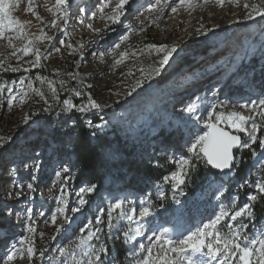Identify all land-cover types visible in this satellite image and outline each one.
<instances>
[{
  "label": "rangeland",
  "instance_id": "rangeland-1",
  "mask_svg": "<svg viewBox=\"0 0 264 264\" xmlns=\"http://www.w3.org/2000/svg\"><path fill=\"white\" fill-rule=\"evenodd\" d=\"M178 2L161 0L157 9L150 12L156 0H129L121 21L111 24L106 18L101 19L99 8L104 0H68L67 18L61 15L56 21L58 27H52L50 22L55 16L49 8L55 0H34L32 12L27 10L28 0H12L15 5L11 9L13 15L28 22L25 27L29 33L34 36L46 33L53 39L34 41L42 53L40 64L48 68L49 75L43 77L44 80L38 78L37 85L26 78L21 82V78L10 83L0 96V124L4 130L1 136L4 143L0 146V261H6L14 247H20L18 240L22 236H30L37 249L36 256L23 260L18 257L16 261H7V264H62L64 258L60 257L59 249L72 243L77 236L86 235L91 226L102 229L98 234L100 239H93L90 243L97 250L101 246L107 247L108 252L102 256L106 264L120 262L111 248L114 246L125 250L120 264H136L145 255L139 245L147 248L155 243L153 232L159 234L166 228L173 238L187 235L190 230L210 222L220 207L232 211L243 206L249 196L256 193L254 183L264 178V146H261L264 117L260 116L255 118V122L261 125L257 132L258 140L250 148L237 150V164L232 171L221 173L215 170V174L201 156L195 163L206 168L203 170V177H206L202 181L194 180L193 172L198 167L189 172L185 183L179 187L164 179L176 171L181 157L191 155L188 148L194 136L208 131L204 121L209 118L213 105L218 111L238 110L248 114L249 109L243 105L264 99V21L257 17L252 20L244 18L245 0H226L223 6L218 0H208V3L199 0L193 9L181 7L173 13L171 8ZM248 2L257 3L259 0ZM115 3L116 0H112L105 12L111 13ZM36 13L43 20L37 19ZM125 35H129V39L116 51L128 50L130 55L123 63L116 64L119 57L113 53V48ZM14 43L20 47L25 41ZM173 43L178 45V54L159 75L133 89L136 80L142 78L140 69L147 72L162 55L154 49L149 50L146 45ZM207 45L210 48L201 53L199 49ZM56 48L60 51L57 52ZM12 51L6 39L0 40V55L8 53L6 62L10 68L25 69L35 61L34 53L24 56L17 52L12 55ZM185 56L190 61L187 64ZM251 63L255 72L241 71L244 65ZM67 70L82 74L78 82L88 84L93 99L102 105L101 109L90 108L101 119L97 126L99 132L112 127L120 129L133 148L130 161L146 164L151 158H156L155 167L166 172L162 181H148L147 176L137 177L128 171L126 183L133 184L125 185L129 186L127 188H111V176L106 175L103 188L81 192L88 187L80 186L72 177L65 175L67 172H63L64 167L70 168L73 153L59 159L43 141L32 142L36 139V132H28L39 130V134L46 136L50 129L43 119L54 117L67 107L58 88L63 80L65 87L70 86L72 77ZM228 79L230 87L219 92L218 88ZM48 81L56 88L55 102ZM34 89L44 95H38ZM206 91L207 95L201 96ZM24 93L27 96L21 102ZM10 97L16 99L12 101ZM196 97L200 98L198 102ZM189 99L201 104L188 122L175 111L178 103L186 107ZM28 110L33 115L24 125ZM35 113L42 117L34 116ZM221 126L230 129L226 125ZM248 127L251 128V123ZM233 132L246 140L244 133ZM249 156L251 158L246 160L245 157ZM37 165L39 171L35 170ZM243 171L244 179L237 175ZM58 172L60 176H57ZM28 183H33L34 191L27 188ZM61 189L67 199V221L56 212L57 207L64 206L60 198ZM80 199L86 203L80 205ZM118 199L125 201L126 212L130 213L135 208L136 214L129 221L113 212V226L109 230L107 209ZM147 204L152 206L153 215L139 221L138 213ZM28 208L32 209L31 219L25 214ZM76 208L80 211H75ZM101 209L105 210L103 215H100ZM257 213L255 210L252 220L242 217L235 222L248 225L241 231L249 239L258 238L264 232V214L257 220ZM54 214L58 217L55 224L52 223ZM98 216L101 219L99 225L96 224ZM29 223L35 229L31 234L27 232ZM228 223L225 221L219 226L222 233L230 231ZM138 224L142 227L140 234L135 240L125 242L123 232L135 230ZM40 251L44 252L43 257L39 255ZM75 253L79 260L81 248H76ZM88 258L83 257L82 264H87ZM68 259L71 261V257ZM222 259L218 257L212 264H220ZM230 264H240V261L234 259Z\"/></svg>",
  "mask_w": 264,
  "mask_h": 264
},
{
  "label": "snow or ice",
  "instance_id": "snow-or-ice-1",
  "mask_svg": "<svg viewBox=\"0 0 264 264\" xmlns=\"http://www.w3.org/2000/svg\"><path fill=\"white\" fill-rule=\"evenodd\" d=\"M129 0H116L111 13H106L105 9L112 4V0H104L101 4L99 12L102 14L101 19H107L111 24H116L121 21V17L125 15V5ZM161 0H156V3L152 5L149 11L157 9ZM199 0H179V2L171 8L173 13H176L181 7H187L189 10L193 9ZM204 3H208V0H204ZM218 3L223 6L226 0H218ZM15 5L12 0H0V40H7L8 47L13 49L12 55H16L17 52H22L24 56L34 53L35 61L32 64L33 67L38 65L41 61L42 53L38 47H35L34 41L40 39L52 40V36H48L43 33L41 36H34L27 31L25 25L26 21H21L12 13V8ZM34 0H28L29 12L33 11ZM243 7L246 9L245 19L252 20L256 17L264 18V0H259L257 3H249L245 0ZM50 11L54 12L55 19L51 21L52 27H58L57 20L60 16L67 18L68 16V0H55V4L49 8ZM37 19L43 20V17L36 13ZM107 26V25H106ZM91 27V25H89ZM96 32H100V29H94ZM131 32L132 29L130 28ZM129 39V35H125L121 38V42L117 43L113 48V53L119 58L116 59V64H121L124 59L130 55L128 50L117 52V49L121 48V44ZM25 41L20 47H17L14 41ZM59 43L63 44L64 41ZM149 50H155L160 58L155 62V66H149V70L145 72L143 68L140 69L142 78L137 79L133 89L140 87L147 80L151 79L154 75H159L165 66L173 59L174 55L178 54V45L173 43L168 44H149L146 45ZM59 52L60 49L56 48ZM4 61L0 60V68L3 67ZM18 67H11V71H18ZM27 71V69H26ZM131 74V73H129ZM73 80L77 78L76 73H70ZM44 80L43 77H38ZM23 82V78L22 81ZM51 91L53 93V101L56 100V88L51 81H48ZM64 82L62 81L61 84ZM6 90V85L0 84V96ZM38 95L43 96V92L34 89ZM75 95L80 96L82 93L77 91ZM27 93L21 96V102ZM14 101L15 97H10ZM199 97H196V101H199ZM63 104L66 105L67 111L76 109L79 112H87L92 109H101L102 105L95 99H92L91 95L88 96V103L85 105H76L71 100H64ZM220 107H223L221 104ZM244 108L249 109V113L245 114L243 111L232 110V111H218L216 106H212V111L209 113V118L204 121L207 125L208 131H205L202 135H195L194 139L190 141V147L188 152L190 156H183L177 161V169L172 172L170 176L165 177L166 181L173 182L174 187H179L185 183L186 177L189 172L196 167L195 161L201 156L205 159V163L215 167L216 169L224 170L231 169L236 161L234 155V149L250 148L253 143L258 140L257 132L261 130V125L255 122L257 116L264 117V99L253 100L250 103L243 105ZM199 108L198 103L192 102L187 105L188 113H195ZM197 120L201 119L196 117ZM28 117H25L27 122ZM251 123V128L248 127ZM226 125L232 129H235L238 133H244L247 139H243L241 135L233 134L227 131ZM251 142V143H250ZM4 138L0 137V146H3ZM261 146H264V140H261ZM36 171H39V165L36 166ZM67 167L63 168V172H68ZM60 176V173H57ZM35 180V177H32ZM27 188L34 191L33 183H28ZM256 193L249 196L248 202L243 206L238 207L232 211H229L225 207H220L218 213L214 216L210 222L203 224L202 226L196 227L194 230H190L187 235H180L177 238H173L168 229H163L157 234L153 232L155 243L145 248L143 244L139 245V248L145 253L141 259L136 261V264H212L213 260L218 257H223L220 264H230L234 259H238L240 264H264V232L258 238L249 239V237L242 232V229L248 227L244 223H235L239 218L247 217L252 220L255 215V202L258 199L264 198V178H261L254 183ZM61 201L64 206L57 207L56 212L63 215L65 221L68 220L67 215V199L64 194V190L61 189ZM93 192L94 186L88 187L87 189H81V192ZM161 195H163L161 193ZM223 195V193H221ZM86 201L83 199L79 200V204L83 205ZM125 201L116 200L115 203L109 205L107 214L109 217L108 228L112 229V214L117 212L118 216L126 218L131 221L133 216L136 214V209H131L130 213L124 210ZM75 211H80L76 208ZM104 209L100 210V215H103ZM28 219H31L32 209H26L25 213ZM153 215V209L150 204L142 206L138 213V220L143 221ZM57 215L52 216V223L57 222ZM229 222L227 224L230 231L222 233L220 225L222 222ZM101 223L100 216L96 219V224ZM91 225V222H89ZM63 227V224H61ZM35 231L33 225L29 223L27 225V232L33 233ZM81 231H84L81 229ZM102 229L100 227L92 228L91 226L87 229L86 235H79L76 239L68 244L67 246L59 249L60 257L64 258L62 264H82L83 257H89L87 264H106L102 259V256L108 252L107 247L101 246L98 250L90 243L93 239L99 240ZM142 227L138 224L135 230H126L123 232V238L125 242H131L136 239V236L140 234ZM55 239V237H53ZM20 247H14V250L7 255L6 261H0V264H7V261H16L19 257L21 260L25 258L35 257L37 249L34 241L30 236H22L18 240ZM81 248L82 256L79 260L76 257L75 249ZM195 254H199L196 256ZM39 255L43 257L44 252L40 251ZM71 257V261L68 259Z\"/></svg>",
  "mask_w": 264,
  "mask_h": 264
},
{
  "label": "trees",
  "instance_id": "trees-1",
  "mask_svg": "<svg viewBox=\"0 0 264 264\" xmlns=\"http://www.w3.org/2000/svg\"><path fill=\"white\" fill-rule=\"evenodd\" d=\"M257 19L264 21V18L261 17H257ZM232 27L236 28V25ZM209 48L210 45H207L199 50L203 53ZM179 51L180 50L177 52ZM7 57L8 53L6 52L0 55V60L5 62L3 67L0 68V84L6 85V90L10 83L16 82L21 78L34 81V84L37 85L36 81L38 77H46L49 75L50 71L48 68L43 67L40 63L35 67L31 65L25 69L11 71L10 66L6 62ZM183 58L185 59L184 61H186L185 64L190 62L188 57L185 56ZM252 66L253 63L244 65L241 71L245 73L250 71L255 72ZM73 72L77 74V78L75 80L71 78L70 86L65 87L64 80L63 84H61V82L59 83L58 88L59 91L62 92L60 98L62 101L71 100L72 103L78 106L85 105L88 103L89 94L93 99L92 89L88 84H85L84 81L78 82V78L81 77L82 74L74 70H67L69 75ZM230 83L231 81L228 79L225 83L226 87L221 90V92L227 90L230 87ZM77 91L82 93V95H75ZM32 115L33 113L31 111L28 110L26 112L25 117H28V120L24 125L29 122ZM34 116L39 118L42 117L40 113H35ZM43 121L48 125L50 131L43 137L42 133L39 134V130H30L28 133L36 132V139L32 142L36 144L38 141H43L49 146L52 153L54 152L57 154L59 159H62L64 155L68 156L70 153H73L69 172L65 175L72 177V180L80 186H94L96 190H99L104 186L105 176L110 175L111 179L109 181V186L111 188H127L133 184L132 182H130V184L126 183L125 178L128 171H132L133 175L137 177L147 176L148 181H162L163 174L166 173L155 167L154 162L156 158H151L146 164H142L141 162L132 163L130 160L133 148L127 142L126 137L122 135L121 130L112 127L110 130L99 132L97 126L100 124L101 119L98 118L96 114H93L91 110L87 112H79L76 109H72L68 112L62 110L54 117L44 118ZM3 135L4 130L0 124V137ZM30 141L31 140H29V143H31ZM237 155L238 152L236 151V156ZM250 158L251 156L245 157L246 160ZM196 167H198V164ZM204 169L206 168L199 166L197 170H194L193 174L195 181L197 179L202 181L206 177H203ZM211 171L217 174V171ZM237 175L242 179L246 176L244 171L237 172ZM245 186L246 185H244V187ZM157 205L160 204L157 202ZM255 210L258 212V220L259 217L264 214V198H261V200L255 204ZM111 248L115 250L120 264L125 257V250L116 246Z\"/></svg>",
  "mask_w": 264,
  "mask_h": 264
},
{
  "label": "bare ground",
  "instance_id": "bare-ground-1",
  "mask_svg": "<svg viewBox=\"0 0 264 264\" xmlns=\"http://www.w3.org/2000/svg\"><path fill=\"white\" fill-rule=\"evenodd\" d=\"M207 92L208 91H206L205 93H202V95L201 96H203V95H205V94H207ZM178 93V92H177ZM176 92H175V94H177ZM179 99V98H178ZM192 100L193 99H189V102H188V104L187 105H189L190 103H192ZM200 100V99H199ZM179 101H182V99H180ZM196 101V100H195ZM196 102H198V101H196ZM198 104H201V102L200 103H198ZM187 105H186V107H187ZM186 107H184V104H182V103H178L177 104V109H176V111H175V113L178 115V116H181V117H183V119H186V120H188V122L192 119V117L194 116L193 114L194 113H188L187 112V110H186ZM200 108V107H199ZM198 108V109H199ZM198 111H196L195 113H197ZM199 113H201V111L199 112ZM196 115V114H195ZM191 123L193 124V121H191ZM200 125H202V124H200ZM230 128V127H229ZM230 130H232V131H236L235 129H232V128H230ZM192 130L190 129V132H191ZM245 135V138L247 139V136H246V134H244ZM235 169V168H234ZM234 192V191H233Z\"/></svg>",
  "mask_w": 264,
  "mask_h": 264
},
{
  "label": "water",
  "instance_id": "water-1",
  "mask_svg": "<svg viewBox=\"0 0 264 264\" xmlns=\"http://www.w3.org/2000/svg\"><path fill=\"white\" fill-rule=\"evenodd\" d=\"M223 127V126H222ZM227 131H230V132H232L233 134H237V133H234L232 130H230V129H228V128H225ZM238 135H241V134H238ZM241 137L243 138V136L241 135ZM238 149H234V155L236 156V151H237ZM236 162V161H235ZM212 169H214V170H217V171H219V172H221V173H228L229 171H231L232 169H233V167L229 170V169H224V170H220V169H216L215 167H213V166H211V165H209Z\"/></svg>",
  "mask_w": 264,
  "mask_h": 264
}]
</instances>
